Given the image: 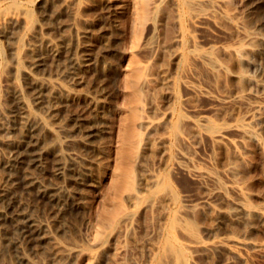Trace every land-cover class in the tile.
<instances>
[{
	"label": "rangeland",
	"instance_id": "rangeland-1",
	"mask_svg": "<svg viewBox=\"0 0 264 264\" xmlns=\"http://www.w3.org/2000/svg\"><path fill=\"white\" fill-rule=\"evenodd\" d=\"M226 1L0 0V12L25 10L0 27V136L17 134L4 129L13 123L3 88L13 56L26 67L41 55L33 74L56 88L68 85L62 69L75 67L79 76L70 84L73 97H53L59 123L31 104L54 130L35 146H56L61 154L46 145L34 172L67 191L68 203L54 211L46 198L22 189L18 171L10 179L12 194L31 203L38 219L60 217L51 229L77 249L65 264H162L168 248L183 264H264V247H255L264 246V104L244 118L241 102L216 100L264 95V0ZM44 36L54 54L39 40ZM17 81L29 97L30 78L18 74ZM9 151L0 145L1 155ZM24 152L29 157L32 148ZM58 168L61 177L53 172ZM5 225L16 235L12 222ZM223 236L229 249L207 246ZM26 252L50 264L46 246ZM0 264L27 263L2 240Z\"/></svg>",
	"mask_w": 264,
	"mask_h": 264
},
{
	"label": "bare ground",
	"instance_id": "bare-ground-1",
	"mask_svg": "<svg viewBox=\"0 0 264 264\" xmlns=\"http://www.w3.org/2000/svg\"><path fill=\"white\" fill-rule=\"evenodd\" d=\"M221 2H222V0H221ZM226 2H229V1H226ZM226 2H224V4H226ZM146 5H148L147 2H146ZM23 13H25V10H23V9H21V10L20 9H18V10L17 9H14V10L13 9L12 10H10V9L9 10H2L0 12V27L3 25V23L7 19L18 18L19 16L23 15ZM147 13H149V12H147ZM134 14H136V13H134ZM134 18H135V16H134ZM148 18H150V17H147V19ZM135 20H137V19H135ZM21 21L23 23V20H21ZM133 22H134V20H133ZM144 22H145V20H144ZM134 23L137 24L138 22L135 21ZM13 24H11V25H13ZM136 24H134V25L136 26ZM134 25L132 27L133 30L136 29V27ZM134 32L135 31H133V34H134ZM0 33H2V32H0ZM238 36H240V38H249V34L247 32H240V34ZM44 37H42L40 39L38 38V39L40 41H42L44 43L45 47H47V49H50L51 52L54 54L56 51L54 52L53 44H51V40L52 39L51 38H50L51 40L50 39H47L46 38L47 36L45 38ZM38 39H37V41H38ZM34 40L36 41V39H34ZM135 42L136 41H134V43ZM37 43L36 44H32L31 43V44L35 48V47L38 46ZM62 43H64V42H62ZM14 47L16 48V45ZM30 47H31V45H30ZM12 50H13V48H12ZM91 50L93 51V49H91ZM86 51H89V50H86ZM57 54H58V52H57ZM17 56H18V54H17ZM17 56L15 55V56L12 57L11 63L9 64V69H10V72L11 73L8 72L9 75L11 74V77H10L11 79L10 78H7L6 81H5V87H3V88H5V91H6V94L5 95H7L8 98H9V100H10V107H9L10 120L13 122L12 125H10L11 124L10 123L9 125L4 126V129L7 131V129H9V126L10 127L12 126L13 129L17 130V134L15 133L16 135L14 134L13 136H8V137L7 136L6 137L0 136V145L4 146V147H6L7 149L10 150L9 152L4 153L3 155L0 154V242L2 240H7L8 243L11 245V247L14 249L16 257L18 259H20V260H24L27 264H39L38 261H36L33 257H31L30 255H28V253L26 252V247H28L30 250L33 251L38 246H43V247L46 246L47 247V249L49 250V254H50L49 255L50 256L49 257V263L50 264H65V261L67 259L69 260V258L77 251V249L75 247H71V246H68V245H64L60 241H58L57 238H56V236H55V234H54V232H53V229H51L52 228L51 227V224L56 223V222L59 223V218L60 217L58 218L57 215H56L52 219L51 222H48L47 220H43V219L42 220L41 219H38V217H36L30 211L31 210L30 209V204L31 203H29L28 201H26L25 198L22 195H17V193L16 194H12V192H11L10 179H11L12 172L13 171H18V173L20 174V177L19 178H20V181H21V187H22V189L25 190V191H29V192L33 193L34 198H40V199L43 198V200H46L47 199L51 204H54L55 205L54 211L59 212L68 203L69 194H68L67 191H64L63 189H61V187L51 186L48 183H44L43 180H41V177H43V176L38 175L37 173L34 172V168L40 166V154L42 152H44V150L47 147L50 150L52 149L59 156H61V154H60L59 148L56 147V146H51L50 147L47 144H46L47 147H46V145H44L45 148L44 147H37V146H35L36 142L41 137H43L45 134L46 135H47V133H50L51 135L54 134V130H53V127H52V124L51 123H48L44 118H42L40 116L34 115V113L31 110V104L33 103V104L37 105L39 108L45 109V112L48 113V115L52 118V120L54 121V123H59L60 121L58 119V114H57V112L59 110L56 108V104L53 101V97H55V95H60L61 96V94H66L67 97H73L75 94L72 92V90H71L72 88H71V85L70 84L73 83V82H75V81L78 82L79 81L78 80L79 79V76H78V72H77V70H76L75 67L74 68L71 67V68H67V69H62L59 72L58 75L65 76L68 79V85L61 84L59 87L56 88L52 81H49V82L45 83L38 76H35L33 74V69L32 68H38L39 66H41V64L43 62V60L41 58V55L40 56H36L35 58H32L29 61L28 65L26 67H23V66L21 67L19 65L20 63H18V57ZM203 56H207V55L204 54ZM85 57H87V56H85ZM94 58L92 59L93 61H94ZM102 59L103 58H101V60ZM49 60L50 61H54L53 59L51 60V58ZM49 60H47V62H49ZM89 62H91V60ZM47 67H48V65H47ZM86 67H87V64H86ZM88 68H90V67L88 66ZM9 69H8V71H9ZM80 70H82V69H80ZM90 70H92V69H90ZM97 72H99V71H97ZM101 72H102V76H103V70H101ZM5 73L6 72H4V74ZM8 73H6V75ZM18 74H21V75L23 74L26 77L30 78V80H31V86H29V87H31V90L29 92L31 94H30L29 97L26 95L27 92L25 93L23 91L21 85L17 81ZM9 81H11V82H9ZM132 82H134V81L132 80ZM134 84L137 85L136 80H135ZM129 85H131V83H129ZM133 85H132L131 88H133V89L136 88ZM134 90H136V89H134ZM255 98H256L255 101H251V99L248 96L238 94V95H233L231 97H228V96L218 97V98H216V100L222 101L221 103L219 102V104H223V102H225V101H231V100H236V101L241 102L242 105L245 108L244 109V112H243V117H244V116H246L248 114L249 115L250 114H253L256 109L260 108V106L264 104V95H261V96H258V97L255 96ZM74 99H76V98H74ZM54 100H55V98H54ZM239 102H236V103H239ZM70 104H71V102H70ZM66 105H68V104H66ZM101 108H100V110H101ZM62 113H63V111H62ZM61 115L59 116V118H63V117H61ZM255 115H257V114L255 113ZM76 118H78V116ZM76 118H75V120H76ZM81 121H83V120L81 119ZM207 122H208V120H207ZM79 123H81V122H79ZM81 124H83V123H81ZM77 125H78V123H77ZM84 125H85V123H84ZM66 126H68V125H66ZM85 126H87V125H85ZM89 126L90 125H88V128H89ZM91 126H93V125H91ZM61 127H63V125H61ZM69 127H70V125H69ZM74 129H75V127H74ZM65 130L71 132V129H69L67 127H66ZM76 130H77V128H76ZM13 132H14V130L12 131V133ZM82 132H84V131H82ZM92 133L93 132H91V129L87 130V135H93L94 133L93 134ZM95 133H98V132H95ZM26 136L27 137L29 136L30 139L29 140H25ZM76 136H77V134H76ZM179 137H180V135H179ZM177 140H179V139H177ZM83 145H84V143H83ZM34 147H35V150L33 149ZM25 148H27V149L32 148V152L30 153L29 157L25 155V152H24V149ZM58 155L56 157H58ZM73 159H75V157ZM76 162H78V161H76ZM62 165H63V163H62ZM84 166H87V165L84 164ZM178 167H180L183 170L192 172L196 176H201V173H202V172L197 171L195 169L189 168L187 165H185L182 162L178 163ZM60 169H61V167H60ZM60 169L58 168V169H56V170L53 171L54 174L55 175H58L59 177H61L62 176V173L64 172V171L62 172ZM36 170L38 171V168ZM205 174H207V177L210 180H212L211 182H213V181L215 182L216 181V179H217V177H216L217 175L216 174H214L212 172H208V173H205ZM197 179H200V178H197ZM17 180H19V179H17ZM217 181H218V179H217ZM217 181L215 182V188L218 187L217 186L218 185L217 184ZM12 182H14V181H12ZM13 187H15V186H13ZM237 191H239V190H237ZM207 196H208V194H207ZM209 196H210V194H209ZM7 198H9L8 201L6 200ZM44 198H46V199H44ZM207 199H209V198H207ZM37 200H39V199H37ZM238 200L241 203L244 202L245 197H244V194L242 192H239V194H238ZM74 202H76V201H74ZM77 202H81V200H78ZM74 205H73V207H74ZM79 206H80V204H79ZM69 207H71V206H69ZM76 207H78V206H76ZM215 210H217V209H215ZM219 213L220 212H218V214ZM222 214L220 213L221 216H223ZM61 217H63V216H61ZM7 221L12 222V224L14 226V229H17L16 235H14L13 232H10V230L5 225V223ZM62 222L63 221L61 220V224H62ZM62 227H64V226H60V229H62ZM57 230H59V229H57ZM191 239L195 243H201V241H199L198 239H196L195 236L193 238H191ZM229 242H231L230 241V238L227 237V236H223V237L216 238L211 243H208L207 246H209L213 250H218V249H221V248H224V247L225 248L228 247L227 249H229V246H231L229 244ZM255 247L262 249V247H264V246L261 245V244H256ZM73 257H74V255H73ZM168 259L171 260L172 264H183V262H180L178 259H176V256L174 254V250L172 248L166 249V251H165V253L163 255V258L161 260L164 263V261L165 260L168 261ZM167 261H165L166 264H167ZM66 263H68V262H66Z\"/></svg>",
	"mask_w": 264,
	"mask_h": 264
}]
</instances>
